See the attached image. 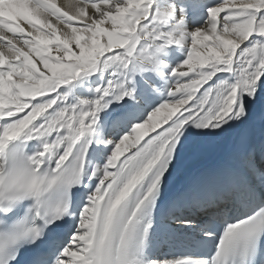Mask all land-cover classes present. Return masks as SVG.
I'll list each match as a JSON object with an SVG mask.
<instances>
[{
	"label": "snow or ice",
	"instance_id": "1",
	"mask_svg": "<svg viewBox=\"0 0 264 264\" xmlns=\"http://www.w3.org/2000/svg\"><path fill=\"white\" fill-rule=\"evenodd\" d=\"M0 264H264V0H0Z\"/></svg>",
	"mask_w": 264,
	"mask_h": 264
},
{
	"label": "bare ground",
	"instance_id": "2",
	"mask_svg": "<svg viewBox=\"0 0 264 264\" xmlns=\"http://www.w3.org/2000/svg\"><path fill=\"white\" fill-rule=\"evenodd\" d=\"M176 2H179V0H176ZM58 5L64 6L68 3V0H57ZM189 8V16H188V26L189 29L193 26V21L196 15V10L191 6V4L188 5ZM170 54L165 59L171 63V65L174 67L177 63H181L183 59H186V54L179 49L178 46H173V49L169 50ZM110 71L112 70H105L97 72L96 74L89 76V77H83L79 81L75 82L72 86L71 92L75 99H93L97 93L95 92V89L107 82L108 79H110ZM33 149L35 147V142L32 143ZM214 156H209L207 158L197 160V161H191L186 166L182 167L180 173L173 178V181L171 182V186L173 188L178 187L180 184H182L185 180V177L187 175V172L196 166L201 165H209V163L214 159ZM158 249L155 247L153 248V252H157Z\"/></svg>",
	"mask_w": 264,
	"mask_h": 264
},
{
	"label": "clouds",
	"instance_id": "3",
	"mask_svg": "<svg viewBox=\"0 0 264 264\" xmlns=\"http://www.w3.org/2000/svg\"><path fill=\"white\" fill-rule=\"evenodd\" d=\"M10 151H11V149H10ZM27 162H25V164H26Z\"/></svg>",
	"mask_w": 264,
	"mask_h": 264
}]
</instances>
